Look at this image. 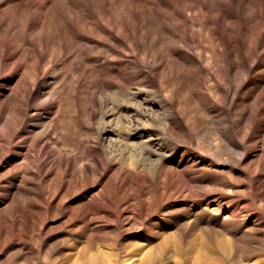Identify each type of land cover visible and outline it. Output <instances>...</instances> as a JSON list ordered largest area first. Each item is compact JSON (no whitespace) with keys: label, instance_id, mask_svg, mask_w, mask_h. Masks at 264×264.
<instances>
[{"label":"rangeland","instance_id":"obj_1","mask_svg":"<svg viewBox=\"0 0 264 264\" xmlns=\"http://www.w3.org/2000/svg\"><path fill=\"white\" fill-rule=\"evenodd\" d=\"M8 50L0 264H264V0H0Z\"/></svg>","mask_w":264,"mask_h":264},{"label":"bare ground","instance_id":"obj_2","mask_svg":"<svg viewBox=\"0 0 264 264\" xmlns=\"http://www.w3.org/2000/svg\"><path fill=\"white\" fill-rule=\"evenodd\" d=\"M215 26H217V24L215 25ZM214 28V27H213ZM216 28H218V27H216ZM220 28V27H219ZM222 29V28H221ZM215 32H216V29H215ZM219 33V32H218ZM217 33V34H218ZM222 33V32H221ZM224 33V32H223ZM227 33V32H226ZM240 34V33H239ZM227 35H230V34H227ZM227 35H224L225 36V38H227ZM243 35V34H242ZM242 35L240 34L239 35V37L241 36L242 37ZM220 36V35H219ZM238 37V36H237ZM220 38H222V37H220ZM224 38V37H223ZM229 38V37H228ZM228 38H227V40H228ZM234 38H235V36H234ZM218 39V38H217ZM229 39H232V38H229ZM242 39H243V37H242ZM222 40H225V39H222ZM221 40V41H222ZM259 40V39H258ZM257 40V41H258ZM219 41V40H218ZM231 41H233V40H231ZM236 41V40H235ZM237 41H238V39H237ZM228 42V41H227ZM239 42V41H238ZM245 42V41H244ZM233 43V42H232ZM231 43V44H232ZM258 43H259V41H258ZM261 43V42H260ZM226 44V43H225ZM237 44V43H236ZM8 45V44H7ZM239 45H241V43L239 44ZM245 45V44H244ZM243 44L241 45L242 47L241 48H243V46H244ZM256 45H257V43H256ZM260 45V44H259ZM9 46V45H8ZM227 46V45H226ZM224 48V47H223ZM228 48V47H227ZM230 48H231V46H230ZM240 48V47H239ZM240 48V49H241ZM6 49V48H5ZM11 49V48H10ZM234 49V48H233ZM245 49V48H244ZM227 50H229V49H227ZM256 50V49H255ZM14 51V50H13ZM17 51V50H16ZM234 51H235V49H234ZM1 52V51H0ZM12 52V51H11ZM15 52V51H14ZM243 52V51H242ZM16 53V52H15ZM230 53V52H229ZM258 53V52H257ZM256 54V53H255ZM260 54H261V52H260ZM13 56V54H10V52H9V50L8 51H3L1 54H0V73H1V70L3 69V65H5V64H3L4 63V61H5V59L6 58H9L10 56ZM40 55V54H39ZM258 55V54H257ZM11 56V57H12ZM260 56V55H259ZM258 56V57H259ZM10 57V58H11ZM40 57V56H39ZM43 57L44 56H42L41 58H42V60H43ZM227 57V56H226ZM229 57H232V56H229ZM241 57V56H240ZM257 57V58H258ZM261 57V56H260ZM256 58V57H255ZM227 59H229L228 57L226 58V60ZM41 60V59H40ZM240 60V59H239ZM243 60H245V59H243ZM242 60V61H243ZM6 61H7V59H6ZM5 61V62H6ZM223 61H224V59H223ZM236 61V60H235ZM248 61V60H247ZM247 61H245V62H247ZM237 62V61H236ZM244 62V61H243ZM255 63H256V61H255ZM232 64V63H231ZM252 65V64H251ZM6 66V65H5ZM247 66V65H246ZM244 67V66H243ZM246 68V67H245ZM248 69V68H247ZM246 69V70H247ZM43 70V69H42ZM41 70V71H42ZM247 72V71H246ZM45 74V73H44ZM247 74H248V72H247ZM40 75V74H39ZM46 75V74H45ZM41 77H42V75H41ZM44 77V76H43ZM42 77V78H43ZM45 77H47V75L45 76ZM44 77V78H45ZM50 77V76H49ZM41 79V78H40ZM38 80L37 81V83H35V84H33V86L35 87H32L30 90H28V91H26L27 93H26V95H27V101L31 98V97H33L34 96V94H39V92H40V89H42V87L44 88V86L46 85V83H45V81L44 82H42L41 80ZM244 80H245V78H244ZM243 80V81H244ZM22 81H24V80H22ZM48 81V80H47ZM242 81V82H243ZM24 82H26V81H24ZM24 82H21V83H23V85H24ZM36 82V81H35ZM0 83H2V78H1V75H0ZM34 83V82H33ZM8 84V83H7ZM18 84V83H17ZM20 84V83H19ZM6 85V84H5ZM22 84H20V86H21ZM22 85V86H23ZM26 85H28L27 83H26ZM9 86V85H8ZM16 86H18V85H16ZM21 86V87H22ZM29 86V85H28ZM14 87V86H13ZM13 87H1L0 86V97H1V99H0V109H2L1 107L4 105V103H5V101H7L8 100V98L7 97H10L11 95L10 94H13L12 93V91H15V90H17L16 89V87L15 88H13ZM26 87V86H25ZM46 87V86H45ZM258 87V86H257ZM261 87H263V86H261ZM10 88V89H9ZM18 88V87H17ZM20 88V87H19ZM24 88V87H23ZM22 88V89H23ZM49 88V87H48ZM8 89H9V92H11V93H7V91H8ZM21 89V88H20ZM21 89V90H22ZM258 89H260V87L258 88ZM23 91V90H22ZM43 92V91H42ZM17 94V93H16ZM21 94V93H20ZM45 94V93H44ZM19 95V94H18ZM22 96H23V94H21ZM41 95V94H40ZM26 97V96H25ZM5 98H7V100H5ZM11 98V97H10ZM16 98V97H15ZM39 98H40V96H39ZM13 99V98H12ZM23 100V99H22ZM37 100V99H36ZM49 100V99H48ZM14 100H12V102H13ZM17 101V100H16ZM24 101V100H23ZM19 103V102H18ZM23 103V102H22ZM38 103V104H37ZM36 104L39 106H41V108H43V109H45L46 107H49V103L50 102H48L47 101V99H44V100H41V101H39V102H37ZM23 105V104H22ZM22 105H20V106H22ZM34 106V105H33ZM18 107V106H17ZM25 107V106H24ZM27 107H28V105H27ZM39 108V107H38ZM37 111V110H36ZM35 111V112H36ZM38 112V111H37ZM40 112V111H39ZM33 113H34V111H33ZM42 113V112H41ZM35 114V113H34ZM46 114V113H45ZM44 114V117L46 118V117H48L49 118V116H47V114L45 115ZM39 115V114H38ZM43 116H42V114L41 115H39V117H37V119H39V120H42L43 118H42ZM4 140V142H5V139H3ZM35 141L36 140H33V142L35 143ZM41 143H37L36 145H38V149L36 150V152H37V154L39 155L40 153H44V152H48V151H50L51 153H54V147L53 146H51L50 144H49V142H48V140L46 139V138H44L43 140H41L40 141ZM32 147H34V145H33V143H30V145L28 146V148H31L32 149ZM51 147V148H50ZM74 160L73 159H71V158H69V157H67V158H62L60 161H59V163H60V165H64V166H68L69 164H71L72 162H73ZM46 162L44 161L43 162V165L45 164ZM95 163H99V161H95ZM89 167H87V168H85V169H88ZM117 183V182H116ZM115 183V184H116ZM123 183V182H122ZM121 183V184H122ZM117 185V184H116ZM120 186V185H119ZM16 187H18L17 186V184H16ZM115 187V186H114ZM117 188V187H116ZM115 189V188H114ZM113 189V190H114ZM116 190V189H115ZM118 190H116V192H117ZM92 198H89V200H91ZM115 199V198H114ZM103 200V199H102ZM85 201H87V200H85ZM101 201V200H100ZM99 201V202H100ZM80 202H82V201H80ZM97 203H98V200H97ZM103 203V202H102ZM85 204L86 205H88V207L86 208V211L89 209V210H91L92 211V209L94 210L95 208L93 207V205H91V204H87V202H85ZM85 204H84V208H85ZM96 204V203H95ZM94 204V205H95ZM83 205V204H82ZM96 206V205H95ZM101 208H103V207H101ZM124 208H122V210H123ZM121 210V209H120ZM119 210V211H120ZM125 210V209H124ZM123 210V211H124ZM96 211V210H95ZM90 212V211H89ZM95 213V212H94ZM100 213V212H99ZM112 213V212H111ZM118 213V212H117ZM91 214V213H90ZM83 215V214H82ZM86 215L87 214H85L84 216L86 217ZM111 215V214H110ZM88 216V215H87ZM92 216H93V214H92ZM92 216H91V224H92ZM95 216H96V214H95ZM98 218L99 217H101V216H97ZM89 218V217H88ZM95 218V217H94ZM93 218V219H94ZM102 219V218H101ZM87 221V220H86ZM89 222V221H88ZM19 223V222H18ZM3 228V227H2ZM4 229V228H3ZM2 229V230H3ZM94 229V228H93ZM96 229H98V227L96 228ZM1 232V231H0ZM5 233V232H4ZM19 233H20V231H19ZM2 234V233H1ZM6 235V234H5ZM4 235V236H5ZM3 237V236H2Z\"/></svg>","mask_w":264,"mask_h":264}]
</instances>
